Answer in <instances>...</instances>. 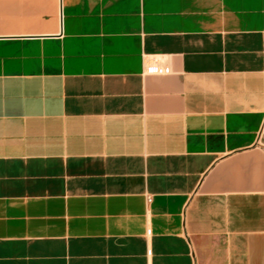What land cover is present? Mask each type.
I'll return each instance as SVG.
<instances>
[{
  "label": "crops",
  "instance_id": "crops-1",
  "mask_svg": "<svg viewBox=\"0 0 264 264\" xmlns=\"http://www.w3.org/2000/svg\"><path fill=\"white\" fill-rule=\"evenodd\" d=\"M0 264H264V0H0Z\"/></svg>",
  "mask_w": 264,
  "mask_h": 264
},
{
  "label": "built area",
  "instance_id": "built-area-1",
  "mask_svg": "<svg viewBox=\"0 0 264 264\" xmlns=\"http://www.w3.org/2000/svg\"><path fill=\"white\" fill-rule=\"evenodd\" d=\"M152 59H154V58H152ZM149 201H152V198L151 197H149Z\"/></svg>",
  "mask_w": 264,
  "mask_h": 264
}]
</instances>
